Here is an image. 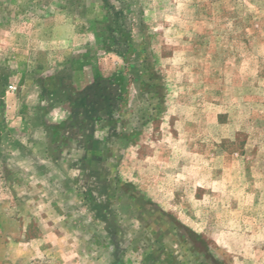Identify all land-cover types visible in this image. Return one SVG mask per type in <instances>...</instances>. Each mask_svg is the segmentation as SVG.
Masks as SVG:
<instances>
[{"label":"rangeland","instance_id":"rangeland-1","mask_svg":"<svg viewBox=\"0 0 264 264\" xmlns=\"http://www.w3.org/2000/svg\"><path fill=\"white\" fill-rule=\"evenodd\" d=\"M0 264H264V0H0Z\"/></svg>","mask_w":264,"mask_h":264}]
</instances>
